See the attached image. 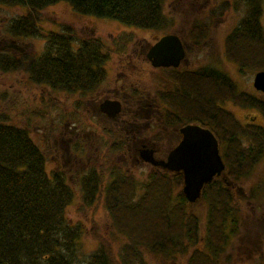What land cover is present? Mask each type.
Listing matches in <instances>:
<instances>
[{
    "label": "trees",
    "instance_id": "16d2710c",
    "mask_svg": "<svg viewBox=\"0 0 264 264\" xmlns=\"http://www.w3.org/2000/svg\"><path fill=\"white\" fill-rule=\"evenodd\" d=\"M58 1L0 0L1 5L27 8L25 14L13 20L8 31L41 35L37 12ZM65 1L78 14L114 19L128 27L161 30L170 25L163 11L164 0ZM239 3L244 5L245 13L225 38L226 56L241 71L264 70V0H237ZM207 32V24L194 19L187 35L198 41ZM44 39L46 44L39 56L15 62L12 58L9 66L23 67L33 81L55 90L76 92L90 87L100 65V60L90 57L95 53L108 55L98 45L102 40L97 37L79 41L68 25L60 32H46ZM74 42L78 44L75 46ZM227 80L229 91L224 97L243 108L259 111L264 119V97L239 90L231 77ZM220 90L214 88V102ZM223 119L228 127L225 136L220 135L225 169L222 177L204 185L198 200L206 203L202 238L199 218L187 209L189 203L182 191L172 200L171 185L181 184L182 175L158 172L140 185L131 175L107 180L103 173H93L87 177L91 180L80 182L79 187L86 191L89 204L103 195L113 227L127 241L116 256L110 241L97 233L93 224L88 234L99 245L86 262L75 258L81 226L69 223L66 217L74 189L60 173L46 172L44 155L26 128L0 120V264H148L139 249L143 246L157 254H171L176 248L187 253L190 249L186 264H220L221 254L230 260L232 252L228 248L239 221L235 182L264 160V123L242 125L232 113ZM137 188H141L140 194ZM249 192L255 199L259 193L258 188ZM253 264H264V247Z\"/></svg>",
    "mask_w": 264,
    "mask_h": 264
},
{
    "label": "flooded vegetation",
    "instance_id": "af4514ba",
    "mask_svg": "<svg viewBox=\"0 0 264 264\" xmlns=\"http://www.w3.org/2000/svg\"><path fill=\"white\" fill-rule=\"evenodd\" d=\"M3 21L0 18L1 27ZM11 34L14 36L0 40L3 72L14 69L8 64L12 58L15 62L28 52L27 42H23L28 35ZM179 37L182 55L170 64L152 63L148 53L156 40L152 43L147 40L134 53L126 45L128 49L120 51L116 60L110 54L95 53L90 57L100 60L92 85L76 92L59 90L65 92L68 100L77 96L73 108L80 117L51 123L44 134L42 151L48 174L60 173L70 185L80 184L91 180L87 177L93 173L96 176L103 173L107 180L127 178L132 176L134 164L141 163L148 166L143 179L158 172L182 175L181 171L152 165L143 157L166 160L181 142V128L186 125L209 130L217 140L223 160L220 135L224 137L228 132L223 118L231 113L230 100L224 97L229 91L230 77L225 45ZM98 45L107 51L103 42ZM20 74L15 81L20 91L36 84L30 73L24 70ZM215 87L221 88L216 102ZM238 121L242 125L252 122Z\"/></svg>",
    "mask_w": 264,
    "mask_h": 264
},
{
    "label": "rangeland",
    "instance_id": "374dc122",
    "mask_svg": "<svg viewBox=\"0 0 264 264\" xmlns=\"http://www.w3.org/2000/svg\"><path fill=\"white\" fill-rule=\"evenodd\" d=\"M236 2L237 0H164L163 11L167 15L170 25L165 29L153 30L128 27L114 19L81 15L75 12L67 1L60 0L37 12L41 35H28L23 38V42H27L26 49L28 52L26 56H39L46 44L45 33L48 31L60 32L65 25H68L72 27L75 37L79 41L97 37L101 39L108 54L114 56L116 60L117 54L128 49V46V50L134 53L147 40L152 43L166 33H176L185 40H191L187 34L194 19L200 23H206L208 26L207 34L198 41L206 39L210 40L213 45L222 47L225 45V42L222 41L225 40L228 33L238 24L245 13L244 5L242 3L237 5ZM26 11L27 8L24 6L0 4V18L4 19L2 27L0 24V40L6 36H14L8 31L9 25L18 16L25 14ZM262 21L264 22V14ZM134 40L138 41L135 42ZM77 44L78 42L75 43V46ZM126 45L128 46L126 47ZM228 62L229 75L238 89L259 96L261 92L252 85L256 70L241 71L235 63L229 59ZM21 71H24L23 67L3 72V68L0 66V120L26 128L31 139L43 154V145H45L43 138L50 124H60L63 120H77L80 117L79 112L73 108L78 99L75 95L73 96L75 100H68L65 97V92H61L62 90H52L46 84L37 82L34 85L29 84L20 91L19 85L15 84V81L21 76ZM146 79L149 80V76ZM262 95L264 96V94ZM229 110L240 121L264 123L262 115L255 109L243 108L230 101ZM39 139H41L40 142ZM146 170H148V166L141 163L134 164L131 172L136 183L140 184L146 181L143 179L144 176L142 177ZM170 175L172 176V174ZM263 186L264 160L257 163L248 175L235 182L234 197L238 204L239 218L237 233L231 239L228 248L232 252L230 260L225 259L224 254H221L220 264H253L261 255L264 247ZM71 187L75 191V196L66 209V217L69 223L79 224L82 230L75 244L76 260L86 262L99 245L88 234L92 230L93 224L95 225L93 229L104 236L107 242L110 241L114 254L118 256L127 239L113 227L104 205L103 195L96 196L94 203L89 204V201L85 199L88 195L86 191L81 190L79 184L72 183ZM171 187L173 188L172 200H175L176 193L182 190V182L179 185L172 184ZM256 188H258L259 193L255 199L249 196V190ZM136 192L140 194L141 188H137ZM187 209L198 216V232L202 238L205 227L206 203L200 200L194 204H188ZM201 245L202 241L197 246L200 247ZM139 249L142 259L148 264H186L190 251L189 249L187 253H182L176 248L171 254H157L145 246Z\"/></svg>",
    "mask_w": 264,
    "mask_h": 264
},
{
    "label": "water",
    "instance_id": "95a60500",
    "mask_svg": "<svg viewBox=\"0 0 264 264\" xmlns=\"http://www.w3.org/2000/svg\"><path fill=\"white\" fill-rule=\"evenodd\" d=\"M181 39L173 33L162 35L152 45L148 53L154 65L174 63L182 55ZM253 86L264 92V70L254 74ZM183 138L173 148L166 160L156 161L151 156L143 159L152 165L161 166L171 171H181L182 193L189 203H194L201 196L205 183L210 182L224 169L218 150V143L213 134L198 125H186L181 128Z\"/></svg>",
    "mask_w": 264,
    "mask_h": 264
}]
</instances>
